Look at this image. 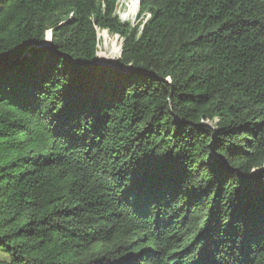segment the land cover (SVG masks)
Instances as JSON below:
<instances>
[{"label": "trees", "instance_id": "obj_1", "mask_svg": "<svg viewBox=\"0 0 264 264\" xmlns=\"http://www.w3.org/2000/svg\"><path fill=\"white\" fill-rule=\"evenodd\" d=\"M116 2L0 0V264H264V0Z\"/></svg>", "mask_w": 264, "mask_h": 264}, {"label": "bare ground", "instance_id": "obj_2", "mask_svg": "<svg viewBox=\"0 0 264 264\" xmlns=\"http://www.w3.org/2000/svg\"><path fill=\"white\" fill-rule=\"evenodd\" d=\"M121 2L125 3V10L121 15L122 18L124 20H129V21L135 20L138 14V10H139V0H122ZM101 36L104 38L103 51L99 53L97 56L103 62L113 64L116 57L120 53V46L119 44H117V41L115 38L113 39L103 32ZM45 41L46 43L49 42V35L47 36Z\"/></svg>", "mask_w": 264, "mask_h": 264}, {"label": "rangeland", "instance_id": "obj_3", "mask_svg": "<svg viewBox=\"0 0 264 264\" xmlns=\"http://www.w3.org/2000/svg\"><path fill=\"white\" fill-rule=\"evenodd\" d=\"M119 1H120V2H119V10H120V12H121V14H122V13L124 12V10H125V3H124V2H121L122 0H119ZM122 3H123V4H122ZM119 18H120V17H119ZM140 19H141L142 21L146 20L145 15L143 14V15L140 17ZM121 22H128L132 27H134L135 24L138 22V17L136 16L135 20H133V21L123 20V21H121ZM133 23H134V24H133ZM103 33H105L106 35H108L109 37H111V38H113V39L115 38L116 41H117V44H119V46H120V50H121V46H122L121 43L123 42L122 39L117 38L116 36H113V35L109 34V33L106 32V31H104ZM47 34H49V33H47ZM101 35H102V32H99V40H98V46H99V49L97 50V55L103 51L104 38H103ZM120 40H122V41L119 42ZM118 59H119V56L116 57V59H115V64H117V60H118ZM124 68H125V67H124ZM5 258L7 259L6 254H3V253L0 252V261H4V260H6Z\"/></svg>", "mask_w": 264, "mask_h": 264}, {"label": "water", "instance_id": "obj_4", "mask_svg": "<svg viewBox=\"0 0 264 264\" xmlns=\"http://www.w3.org/2000/svg\"><path fill=\"white\" fill-rule=\"evenodd\" d=\"M47 37V36H46ZM50 42H51V33H49V42L46 43V41L44 40L43 43L40 45V46H37L36 48H40V47H49L50 46ZM23 56H27V54L25 53ZM94 64L95 65H100V66H103V67H111V68H115V69H118L120 71H124V72H127L128 69L127 68H119L118 66V63L115 64V61L113 64H109V63H106V62H103L101 59H98L96 58L95 61H94Z\"/></svg>", "mask_w": 264, "mask_h": 264}, {"label": "built area", "instance_id": "obj_5", "mask_svg": "<svg viewBox=\"0 0 264 264\" xmlns=\"http://www.w3.org/2000/svg\"><path fill=\"white\" fill-rule=\"evenodd\" d=\"M119 0H117V2H116V8H115V10H114V16H116V17H118V19L120 20V21H123L124 19L122 18V14H121V12H120V10H119ZM120 17V18H119ZM107 32V31H106ZM118 38V37H117ZM96 51L99 49V46H98V40H99V31H97V33H96ZM122 40H120V42H121ZM122 44V43H121ZM118 56L120 57V53L118 54ZM96 58H98V59H100L98 56H97V52H96Z\"/></svg>", "mask_w": 264, "mask_h": 264}]
</instances>
